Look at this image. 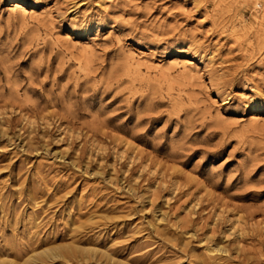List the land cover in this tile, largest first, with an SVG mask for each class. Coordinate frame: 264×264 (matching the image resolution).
Listing matches in <instances>:
<instances>
[{
  "label": "rangeland",
  "instance_id": "rangeland-1",
  "mask_svg": "<svg viewBox=\"0 0 264 264\" xmlns=\"http://www.w3.org/2000/svg\"><path fill=\"white\" fill-rule=\"evenodd\" d=\"M0 264H264V0H0Z\"/></svg>",
  "mask_w": 264,
  "mask_h": 264
},
{
  "label": "bare ground",
  "instance_id": "bare-ground-1",
  "mask_svg": "<svg viewBox=\"0 0 264 264\" xmlns=\"http://www.w3.org/2000/svg\"><path fill=\"white\" fill-rule=\"evenodd\" d=\"M44 252H48V254H51V253H54L55 254V252H56V249L54 250L53 248H51V247H49V248H46L45 250H44ZM43 252V253H44ZM53 255V254H52ZM55 257L56 256H58L57 254L56 255H54ZM53 258V257H52ZM34 259V258H33Z\"/></svg>",
  "mask_w": 264,
  "mask_h": 264
}]
</instances>
